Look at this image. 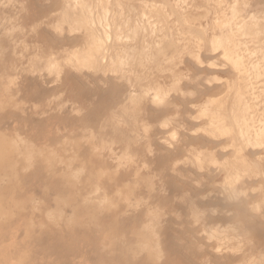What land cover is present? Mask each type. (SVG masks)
I'll list each match as a JSON object with an SVG mask.
<instances>
[{
    "label": "rangeland",
    "instance_id": "obj_1",
    "mask_svg": "<svg viewBox=\"0 0 264 264\" xmlns=\"http://www.w3.org/2000/svg\"><path fill=\"white\" fill-rule=\"evenodd\" d=\"M0 264H264V0H0Z\"/></svg>",
    "mask_w": 264,
    "mask_h": 264
},
{
    "label": "bare ground",
    "instance_id": "obj_2",
    "mask_svg": "<svg viewBox=\"0 0 264 264\" xmlns=\"http://www.w3.org/2000/svg\"><path fill=\"white\" fill-rule=\"evenodd\" d=\"M25 172V171H24Z\"/></svg>",
    "mask_w": 264,
    "mask_h": 264
}]
</instances>
